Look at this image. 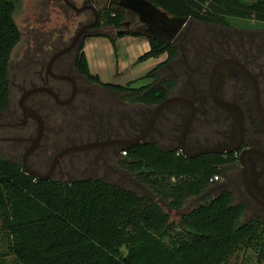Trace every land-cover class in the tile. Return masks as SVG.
<instances>
[{"label":"trees","instance_id":"trees-1","mask_svg":"<svg viewBox=\"0 0 264 264\" xmlns=\"http://www.w3.org/2000/svg\"><path fill=\"white\" fill-rule=\"evenodd\" d=\"M175 18L204 25L230 27L227 19L255 20L264 25V0H146ZM17 0H0V115L10 108L9 68L13 49L21 40L14 14ZM98 27L121 31L128 20L119 9L100 10ZM145 39L149 51L133 64L166 60L126 85L103 83L89 70L85 41L106 38L117 59V41ZM180 55L143 33L123 32L86 36L78 46L73 67L77 75L123 101L143 107L164 102L178 82L163 78L161 69ZM150 81L138 88L133 85ZM120 168L133 175L156 198L139 196L99 180L37 181L23 167L0 154V233L10 237L18 264H227L240 251H253L264 261V220L241 224L247 207L234 204L224 189L214 198L181 214L178 224L169 211H181L191 198L207 193L211 180L236 165L235 154L193 159L175 149L162 150L147 142L124 148ZM162 204V205H161ZM166 207V210L164 207ZM263 218V217H262ZM169 238V242L166 239Z\"/></svg>","mask_w":264,"mask_h":264},{"label":"flooded vegetation","instance_id":"flooded-vegetation-1","mask_svg":"<svg viewBox=\"0 0 264 264\" xmlns=\"http://www.w3.org/2000/svg\"><path fill=\"white\" fill-rule=\"evenodd\" d=\"M83 1L80 8L91 6L96 10L98 17L100 10H108L114 7L122 9L121 6L124 5V0H105L104 8H99L98 0H91V2L90 0ZM64 2L78 15L86 11L92 13L93 20L80 25L78 30L94 22L92 10L78 13L73 7L80 8L76 7L74 3L69 2V0H64ZM188 19L189 25L185 26L178 39L172 44L178 47L180 51L179 57L172 63L167 64V66H164L161 71L162 74L164 72L168 73L163 78L178 82V86L171 92L168 98L180 97L187 99L192 103L194 112L189 104L169 105L152 122L145 143L148 142L147 140L150 137L157 136V138H165L164 141L168 142L169 147H172L174 144L175 148H177L185 134L184 143L187 150L191 153L209 147L230 148L239 146V150L235 153L239 159L242 151H251L252 154H249L246 158L248 179L253 194L263 205L258 204L246 194L243 185V171L239 167V162L236 164L239 167L238 184L242 187L246 199L248 198L250 203L260 209L261 217L264 218V41L257 42L252 33L248 34L240 30L237 31L236 37L221 32L216 35L217 38L214 35L210 39L204 40V43L207 45V56H198L196 50L192 58L193 61L189 63L185 59V45L194 48L196 43L194 38L188 37L190 26L193 22L192 19ZM98 25L99 20L98 24L87 30L76 46L66 55L58 58L51 65L50 69H48L50 58L60 50L52 54L48 60L33 58L28 62V66H37L38 69L32 71V74L26 72L25 78L18 87L20 92L18 109L10 110L9 108L0 115L1 118L6 116L8 120L7 122L0 123V142L13 143L16 151L24 150L23 153L18 152L16 156L22 167L25 162V165L37 174L46 175L58 155L65 150L81 145L99 144L108 141L133 143L138 137L148 131L154 111L150 113L139 110L131 115L129 113L125 115V112L122 114L113 107L106 110L105 113L97 110L98 108L93 106L94 94L90 87L91 85L77 75L74 70L73 61L75 53L83 39L86 36L106 34L102 33V31L109 30L108 28L98 27ZM145 30L146 27L139 22V19L135 23L131 18L123 23L121 31H116L115 33L118 35L123 32H141L145 35ZM71 42L72 38L64 48L68 47ZM198 48L203 49L202 46ZM71 55H73V60L65 59V56ZM223 61L234 62L235 65L225 64L220 68L216 75L213 94L210 90L211 73L213 68ZM181 67L185 68L183 73H181ZM183 74L187 77V80L185 84L180 85V78ZM53 76H67L75 82L76 93L68 105L59 106L54 99L45 93L26 95L30 90L46 87L51 89L60 101L68 100L72 95L71 83L69 81L57 80ZM35 80L38 84L35 83ZM81 81L82 83L80 84L79 82ZM254 88L257 90V101H255ZM23 97L24 99L20 106V100ZM215 100L229 104L232 107H230L229 111L222 110L216 105ZM48 102L54 106L72 108L75 111L77 107L82 110L88 109V115L84 116V119L88 120L92 128L93 140L80 143V145H74L73 141L67 138L66 140L71 145L59 149L57 142L52 140L50 136H47L46 117L43 113L49 108ZM97 104H99V100H97ZM28 111H37L42 119L43 131L37 143L35 141L38 134V124L36 120L30 117ZM240 123L241 127L239 126ZM123 149V147L119 146H108L103 148L97 147L83 152L92 156L89 157V164L94 165L96 168L99 167L98 164L100 162L102 166L106 167V161L116 162V166L120 167L121 160H124V157L119 158V152ZM49 151H51V154H49L52 157V161L48 166L47 172L41 174L40 169L48 165L42 159L43 154L46 155ZM26 154L27 156L24 160ZM75 154H69L57 159L52 178L56 169L61 166V162L72 165L69 158ZM113 170L114 168H111L112 172ZM234 188L236 186L233 185Z\"/></svg>","mask_w":264,"mask_h":264},{"label":"rangeland","instance_id":"rangeland-1","mask_svg":"<svg viewBox=\"0 0 264 264\" xmlns=\"http://www.w3.org/2000/svg\"><path fill=\"white\" fill-rule=\"evenodd\" d=\"M240 1L252 4L258 0ZM69 2L74 3L76 7L80 8L84 1L69 0ZM98 4L99 8H104L105 0H98ZM114 8L119 9L117 7ZM119 10L126 13L128 17L127 19L132 18L133 22H138V17L132 12L123 8ZM14 20L20 30L21 40L13 49L10 60V110L18 109V101L20 98L18 87L25 78L26 72H30V74H32V71L38 69L37 66H28V62L33 58L38 60H48L52 54L63 49L65 45H68L71 38H73L76 34L80 25L86 23L89 20H93V15L90 11H86L79 15L76 14L65 4L64 0H17ZM226 23L229 24L230 27L204 25L193 21L190 26L188 37L190 36V38H194L196 44L194 45V48L185 45L186 61L189 63L193 61L192 58L194 57L196 50L198 56H207V45L204 43V40H208L214 35V37L217 38L216 35L221 32H224V34H228L229 36L236 37L237 31L240 30L244 33H252L257 42L264 41V25L260 22L252 19L241 20L230 18L227 19ZM102 33L109 34L112 37H115L116 35V33L111 29L105 30L104 32L102 31ZM132 38L133 37H125L122 42H119L121 39L117 41L116 54L120 55V58L123 59V61L126 60V56H131L133 53L132 49L134 48L133 45L137 44L136 42L138 41L136 40L140 39ZM200 46H202L203 49L198 48ZM108 57L109 56H106V61L110 59ZM65 59L73 60V55L68 57L65 56ZM118 60L114 58V55L111 56L110 61L113 62V65ZM164 61L165 56L160 58V60L157 62L160 64V62ZM150 62L148 60L146 62L137 64L134 67L132 66L127 70L121 71V73L118 75V78L113 80L112 84L124 86L129 82L140 79L152 70V68L146 71L142 69L145 67L147 69V66L151 64ZM121 63L119 62V66L117 67L119 70H121ZM113 65L111 68L112 72H114L115 69ZM184 69V67H181V73H183ZM166 73L167 72H164V75H166ZM186 80L187 77L183 74V76L180 78V85L183 83L185 84ZM35 83H37L36 80ZM79 83L81 84L82 81ZM149 83L150 81L148 80L140 81L135 83L133 87L138 88ZM90 85L94 94L93 106H96V108H98L97 110H100L103 113H105V111L111 107L122 114L125 112V115L128 113L131 115L132 113H135L139 110L152 113L156 107L132 105L129 103L128 99H124L122 101L119 96L113 94L111 95L96 85ZM97 100H99V104H97ZM48 104V110L43 113L46 117L45 124L48 130L47 136H50L52 140L57 142V147L59 149L71 145L70 142L66 140L67 138L72 140L74 145H80V143H86L93 140L92 128L90 127L88 120L84 119V116L88 115V109L82 110L81 108L77 107L75 111L72 108L54 106L50 102H48ZM77 105L79 106L78 102ZM126 108L128 109L126 110ZM7 121L8 120L6 116L3 118L0 117V123ZM121 134L123 133L121 132ZM164 139L165 138L162 139L157 138V136H153L147 141L158 143L162 150H171L175 148L174 144L172 147H169L168 142L164 141ZM18 152L23 153L24 150L21 149L20 151H16L15 145L13 143L0 142V154L7 160L20 164L18 157H16ZM50 152L51 151H49L46 155L43 154L42 159L46 161L48 165L43 167V169H40L41 174H45L47 172L48 166L52 161ZM122 156L123 151H120L119 158ZM89 157L92 156L85 154L84 152L76 153L69 158L72 165L67 164L66 162H61V166L56 169L52 179L62 182L80 181L86 179L99 180L107 184L115 185L123 190L133 191L139 196H147L156 200L154 195H152L147 187L140 184L133 175L126 173L124 170L120 169L119 166L117 167L116 162L106 161V167L102 166V163L100 162L98 164L99 167L96 168L94 165L89 164ZM122 161L123 159L121 162ZM239 167L237 165H233L226 168L224 174L220 176V181L218 184L214 185L207 193L201 195L200 197L189 199L185 209L181 211H169L163 206L170 215V221L174 224H178L181 214L205 203L206 201H209L224 189L233 193L235 198L234 204L244 203L247 207V210L241 219V224L247 223L253 218L264 220V218L261 217L262 214L260 213V209L250 203L248 198L246 199L242 187L238 184ZM111 168H114L113 172L111 171ZM233 185L236 186V188L233 189ZM166 241L169 242V238H167ZM0 264H18L11 253L10 237L6 233H0ZM227 264H264V261L258 260V256L253 251L242 250L236 256L231 258Z\"/></svg>","mask_w":264,"mask_h":264},{"label":"water","instance_id":"water-1","mask_svg":"<svg viewBox=\"0 0 264 264\" xmlns=\"http://www.w3.org/2000/svg\"><path fill=\"white\" fill-rule=\"evenodd\" d=\"M90 2H91V0H90ZM121 7L125 10L132 12L134 15H136L138 17L139 22L146 27V30L144 31L145 36L156 40L160 44H164L167 46L174 44L175 41L180 36L181 31L185 28L186 25H189L188 24L189 23L188 18H182L181 19V18H175V17L169 16L166 12L154 7L151 3H149L146 0H124V5H122ZM73 8L78 13L85 11V10H92L95 20L91 24L81 27L76 32L74 37L72 38L71 44L68 47L58 51L57 53H55L50 58V61L48 63V69H50L51 65L58 58L66 55L68 52H70L76 46V44L82 39L83 35L86 33L87 30L95 27L98 24L99 17H98L96 10L93 7L90 6L88 8H80V9H77L75 7H73ZM225 64L235 65L234 62L223 61V62L217 64L213 68L212 73H211V77H210V90H211V93H213V94H214V84H215V80H216V75H217L218 71L220 70V68ZM53 77L57 80L69 81L71 83L72 95L68 100L60 101L59 98L57 97V95L51 89L46 88V87L36 88V89L30 90L26 95L45 93V94L49 95L52 99H54L55 102L59 106L68 105L73 100L75 93H76L75 82L67 76H53ZM254 91H255V94H254L255 101H257V90H256V88H254ZM23 99H24V97L20 100V106L22 105ZM215 103L219 108H221L222 110H225V111H229L230 107H232L229 104L222 103V102L217 101V100H215ZM172 104H189V106H191V108L193 110L192 103L190 101H188L187 99L180 98V97H170L155 107L153 117H152V121L150 123L148 131L143 133L140 137H138L135 140V142L128 143L126 141H108V142L99 143V144L91 143V144H87V145H81V146H77V147H74V148H71V149H68V150L61 152L58 155L57 159L62 158V157L69 155V154L80 153L83 151L95 149L97 147L103 148V147H108V146H119V147H123V148H128V147H134V146L139 145L141 143H145V140L148 136V132L151 128L152 122L156 119L157 115L163 109H165L166 107H168L169 105H172ZM25 112H26V110H25ZM193 112H194V110H193ZM28 114L30 115V117L32 119L36 120L37 124H38L37 125L38 134H37V139L35 141V143H37L39 141L41 133L43 131L42 119H41V117L37 111H28ZM239 126L241 127V123L239 124ZM184 137H185V134H184L183 138L181 139V142L178 145V147L176 148V150L180 153V155H182L184 158H188V159H193V158H197V157L204 156V155H210V154H216V155L235 154L239 150V146H234V147H230V148L209 147V148H204V149H201L197 152L191 153L187 150V148L185 146ZM249 154H252L251 151L244 150L240 153L239 159H238L239 165L243 171L244 189H245L246 194L251 199L255 200L258 204L263 205L253 194V192L251 190L250 183H249L248 170H247V165H246V158ZM26 156H27V154L24 156V160L26 159ZM57 159L53 162V164L50 168V171L46 175L37 174L35 171L29 169L25 165V162L23 164V169L27 174L31 175L37 181L50 180V179H52V175H53L55 165L57 163Z\"/></svg>","mask_w":264,"mask_h":264},{"label":"crops","instance_id":"crops-1","mask_svg":"<svg viewBox=\"0 0 264 264\" xmlns=\"http://www.w3.org/2000/svg\"><path fill=\"white\" fill-rule=\"evenodd\" d=\"M132 39H136V38H132ZM123 40L124 38L119 40V42H122ZM136 41L138 42H136L137 44L133 45L134 48L132 49L133 50V53L131 54L132 57L130 55L128 57L126 56V60L123 61V59L120 58V55L117 54V60L118 59L119 60L116 61L113 65V62L110 61V59H111V56L114 55V51L112 49L111 44L107 41L106 38H91V39L86 40L85 54L88 60L90 73L92 75H97L102 82L112 84L113 80H116V78H118V75L121 73V71L131 68L134 62L140 56L144 55L145 53L149 51L150 49L149 44L145 39L140 38ZM106 56H109L108 58L110 59L107 60L109 62L106 61ZM163 57L164 56H161L160 58H163ZM160 58L149 60V62L151 61L150 62L151 64L147 66V69L146 67L142 69L144 71L149 70L151 68L154 69L157 65H159L157 61H159ZM119 62L120 63L122 62L121 70L117 69V67L119 66ZM112 65L115 68L114 72L111 71Z\"/></svg>","mask_w":264,"mask_h":264},{"label":"built area","instance_id":"built-area-1","mask_svg":"<svg viewBox=\"0 0 264 264\" xmlns=\"http://www.w3.org/2000/svg\"><path fill=\"white\" fill-rule=\"evenodd\" d=\"M125 155V153H123V156ZM178 155H180V153L178 152ZM236 155V154H235ZM213 183H218L220 181V176H215L212 180Z\"/></svg>","mask_w":264,"mask_h":264}]
</instances>
